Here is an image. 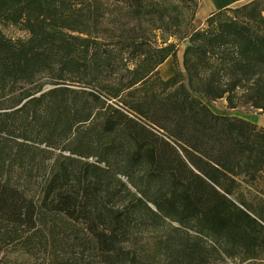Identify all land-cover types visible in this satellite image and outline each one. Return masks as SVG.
Wrapping results in <instances>:
<instances>
[{
	"label": "trees",
	"instance_id": "16d2710c",
	"mask_svg": "<svg viewBox=\"0 0 264 264\" xmlns=\"http://www.w3.org/2000/svg\"><path fill=\"white\" fill-rule=\"evenodd\" d=\"M199 3L0 0V264H264V127L207 104L264 116V0Z\"/></svg>",
	"mask_w": 264,
	"mask_h": 264
},
{
	"label": "rangeland",
	"instance_id": "374dc122",
	"mask_svg": "<svg viewBox=\"0 0 264 264\" xmlns=\"http://www.w3.org/2000/svg\"><path fill=\"white\" fill-rule=\"evenodd\" d=\"M199 2H200L199 3V8H198V10L196 12V16H195L196 17V24H200L205 19V17L209 14L208 12H210V10H211V7H209L207 5V3H208L207 0H199ZM5 33H6L7 36L14 37V38H17V37L22 38V37L25 36L22 32L17 31V30H15L13 28H8L5 31ZM182 50H183V46H181L180 49H179L178 58H180ZM168 64L170 65L171 71L173 72V75H174L176 73V69H175L174 64H172L171 61ZM173 75H171V76H173ZM207 104L216 113L238 116V117L247 119V120H249V121H251L253 123L255 122L256 124H257L258 121L264 119V116H262L259 113V111L254 110V109L249 108V107H239L238 109H235V110H227L224 107V102L223 101H219V102H216V103H207ZM89 161H94V160L90 159ZM122 180L125 181L126 179L122 178ZM245 196H246V198H249V199L251 198V195H249L247 192H245ZM9 259L11 261L10 264H28L30 262L29 257H27L26 255H22V254L10 255ZM237 260L236 259L233 260L231 258H224V259L220 260V259H217L215 257L213 260L211 259V263L210 264H239V262Z\"/></svg>",
	"mask_w": 264,
	"mask_h": 264
},
{
	"label": "crops",
	"instance_id": "0c3cea01",
	"mask_svg": "<svg viewBox=\"0 0 264 264\" xmlns=\"http://www.w3.org/2000/svg\"><path fill=\"white\" fill-rule=\"evenodd\" d=\"M207 1H208L207 5L209 7H211L210 12H212V11L220 10V9L227 8V7H237V6H240L242 4L248 3L251 0H207ZM210 12H208V13H210ZM181 55H182V53H181ZM181 55H180V58H178V53H177V60H178L179 65H181ZM170 61L173 64V60L171 58H168L158 68L159 75L163 80H166L167 78L171 77V75H173V72L171 71L170 65L168 64V63H170ZM162 66L164 67L163 69L161 68ZM257 124L264 127V119L258 121Z\"/></svg>",
	"mask_w": 264,
	"mask_h": 264
},
{
	"label": "bare ground",
	"instance_id": "6f19581e",
	"mask_svg": "<svg viewBox=\"0 0 264 264\" xmlns=\"http://www.w3.org/2000/svg\"><path fill=\"white\" fill-rule=\"evenodd\" d=\"M161 68L163 69L164 67L162 66Z\"/></svg>",
	"mask_w": 264,
	"mask_h": 264
}]
</instances>
